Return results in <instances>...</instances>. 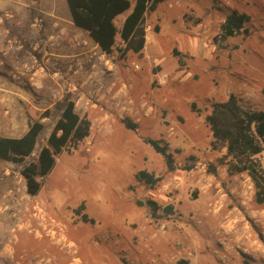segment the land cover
Returning a JSON list of instances; mask_svg holds the SVG:
<instances>
[{"label":"rangeland","instance_id":"obj_1","mask_svg":"<svg viewBox=\"0 0 264 264\" xmlns=\"http://www.w3.org/2000/svg\"><path fill=\"white\" fill-rule=\"evenodd\" d=\"M12 1L18 13L0 8V22H11L10 50L29 49L33 73L40 66L32 46L58 40L65 47L73 38L68 7L65 0ZM233 9L249 15L247 31L222 38L220 23ZM127 12L116 18L118 27ZM140 26L138 52L117 35L107 56L77 28L76 56L45 59L39 78L19 79L11 64L20 95L9 113L23 117L22 129L28 116L44 123L26 161L46 143L64 97L91 125L75 149L55 156L34 195L26 192L22 164L0 159V231L8 232L0 238L16 252L13 259L0 255V264H264V204L254 200L246 171H230L204 119L210 103L230 93L246 109H264V0H163ZM145 137L168 143L173 170ZM257 157L264 168V149ZM141 169L161 179L138 181ZM169 204L172 213L164 212ZM82 213L94 221H82Z\"/></svg>","mask_w":264,"mask_h":264},{"label":"trees","instance_id":"obj_2","mask_svg":"<svg viewBox=\"0 0 264 264\" xmlns=\"http://www.w3.org/2000/svg\"><path fill=\"white\" fill-rule=\"evenodd\" d=\"M162 1L66 0V3L73 24L86 31L105 55L111 56L115 50L117 35L134 52L143 48L145 37L140 25L145 14L155 10ZM127 10L118 27L116 18ZM248 20V14L236 9L231 10L220 23L221 37L246 32L245 23ZM204 119L211 131L212 144L225 147V156L230 157V171H246L255 186L254 200L264 204V168L257 157L264 149V109H246L240 104L237 96L230 93L224 100L212 101ZM90 125V120L75 110L74 101L64 97L61 112L46 138V143L40 147L35 158L26 161L35 148L44 123L28 116L27 130L22 135H0V159L22 164L20 174L26 192L34 195L40 188V178L52 169L55 156L63 149H75L89 135ZM127 126L134 127L133 124ZM144 141L164 158L169 170L175 168L173 154L167 142L152 137H145ZM135 179L153 186L161 178L141 169L135 173ZM145 203L152 214L159 217L157 203L152 199H147ZM82 208L83 204L76 209V213H80ZM163 209L166 213H172L173 210L170 204ZM81 220L94 221L85 213L81 214Z\"/></svg>","mask_w":264,"mask_h":264},{"label":"crops","instance_id":"obj_3","mask_svg":"<svg viewBox=\"0 0 264 264\" xmlns=\"http://www.w3.org/2000/svg\"><path fill=\"white\" fill-rule=\"evenodd\" d=\"M65 2H66V0H65ZM0 8H5L8 11H10L12 14L18 13V9L15 6V2L12 0L0 1ZM69 15H70V13H69ZM70 20H71V16H70ZM10 23L11 22H8V21L5 22L4 20H1V22H0V135L17 137V136L22 135L27 130V124L25 125L24 129H22L23 117L17 116L16 114L14 115L13 112L9 113V111L17 109L15 106L16 104L11 101V98H15V95H20L19 86H17V84H15L14 81L12 80V78L10 77V74H11L10 71L12 69L11 64H13V62L15 61L14 65H16L19 68V73L21 76V77H19V79H23V77H22L23 75H24V78L28 79L30 76H33V74H36V78H39V76H41V74H43V73H41V69L46 70L45 69L46 65H44V64H46V63H44L45 59L49 60L50 58H54V59L58 58L61 60V58H71V57L76 56L77 46H76V39H75L74 35L76 33V29L79 27L75 26L71 20L72 24H70L69 27L72 28L74 35L72 34L73 38L72 39L69 38V43L65 47H61L58 40L47 41L46 44H44V45L37 43L36 45L32 46L34 48H38L37 51H35V53L37 54V57H38L37 62H38L41 69L40 68L35 69L32 71L33 73H31L29 71L30 67H28V65H29L28 60H29V54H30L29 49L27 47H23L22 45H19L18 47H16L15 51H12V50H10V45L7 44L8 43V38H7L8 32L7 31L9 30V27L11 25ZM56 25H57L56 23L51 24V28L54 29V27ZM79 29H81V28H79ZM61 36H63L62 33H61ZM13 55H15L17 57V59L13 60V58H12ZM68 60H70V59H68ZM8 61L10 64H8ZM67 68L70 70L69 67H66V69ZM66 69L63 70L62 72H60V70H58V72L59 73H66L67 72ZM69 70H68V72H69ZM21 73H22V75H21ZM2 111L6 112L8 114H2L3 113ZM2 115H5V121H6L5 123L2 122V120H3ZM17 125H19L21 132L13 134L12 133L13 128L16 127ZM2 234L5 237V236H7L8 232L6 234L5 231H3V232L0 231V237L2 236ZM24 235H26L28 237V239L33 238L27 232L24 233ZM9 237H10L9 240L17 241L16 235L14 237L15 239L11 235ZM33 240L36 241V239H34V238H33ZM29 241L30 240H28V242ZM7 242L5 240L2 241V239L0 238V255L2 258L6 259V260L7 259H13L15 254H16V252L13 248H11V247L7 248L8 245H6V247H3V246H5V244ZM15 244L16 243L14 242L13 246ZM24 245H28V244L24 243ZM37 245H38V241H37ZM2 258H0V260L3 261Z\"/></svg>","mask_w":264,"mask_h":264},{"label":"bare ground","instance_id":"obj_4","mask_svg":"<svg viewBox=\"0 0 264 264\" xmlns=\"http://www.w3.org/2000/svg\"><path fill=\"white\" fill-rule=\"evenodd\" d=\"M72 252V251H71ZM71 254H74V252H72V253H70V255ZM21 259V261L23 262V260L25 261V259L27 260L28 259V257L26 258V256L25 255H23L22 257H20ZM52 264V263H51ZM70 264H79L78 263V261H77V259H73V261H71V263Z\"/></svg>","mask_w":264,"mask_h":264}]
</instances>
